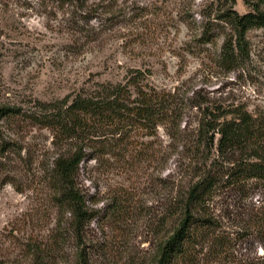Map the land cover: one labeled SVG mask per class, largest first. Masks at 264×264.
I'll return each mask as SVG.
<instances>
[{
  "label": "rangeland",
  "instance_id": "rangeland-1",
  "mask_svg": "<svg viewBox=\"0 0 264 264\" xmlns=\"http://www.w3.org/2000/svg\"><path fill=\"white\" fill-rule=\"evenodd\" d=\"M257 10L264 0H0V106L19 110L0 119V264H159L172 199L200 164L162 127L152 137L118 127L122 140L110 146L95 138L77 179L95 218L78 232L56 201L53 166L80 143L51 118L137 69L177 95L184 134H196L203 117L246 114L259 124L264 27L239 40L227 19ZM218 154L214 147L211 160L225 165ZM206 209L208 225L173 264H264L263 182L219 188Z\"/></svg>",
  "mask_w": 264,
  "mask_h": 264
},
{
  "label": "trees",
  "instance_id": "trees-1",
  "mask_svg": "<svg viewBox=\"0 0 264 264\" xmlns=\"http://www.w3.org/2000/svg\"><path fill=\"white\" fill-rule=\"evenodd\" d=\"M227 19L234 24L239 40L249 29L264 27V12L260 10L244 16L231 13ZM128 78L124 84L106 82L99 84L90 95H77L69 106L61 109L59 116L51 118V124L59 128L65 140L80 143L71 154L67 155L68 152L55 159L56 201L61 210L69 214L72 228L82 231L95 218L77 183L89 142L97 138L110 146L111 142L122 140L121 131L117 129L121 126L137 127L149 137L157 134L159 127L166 129L174 142L182 141L187 147L184 154L190 162L200 164L195 168L196 179L191 178L183 193L172 199L169 215L175 223L159 246V264H173L191 243L194 230L208 225L206 204L219 188L244 190L249 181L264 183V119L255 124L245 113L239 122L235 119L219 122L203 117L196 134H184L179 126L182 113L177 95L149 86L143 73L137 69L131 71ZM18 113L15 107L0 106V119ZM106 127H114V132L99 135ZM192 136L197 137L193 145ZM0 139L4 141L1 127ZM214 147L225 165L220 166L211 160ZM122 149L119 152L122 153ZM135 153L133 158L137 157Z\"/></svg>",
  "mask_w": 264,
  "mask_h": 264
}]
</instances>
